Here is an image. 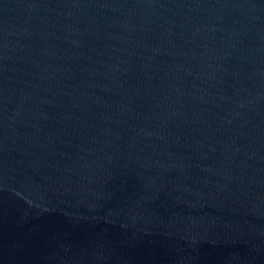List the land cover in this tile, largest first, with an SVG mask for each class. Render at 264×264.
Returning a JSON list of instances; mask_svg holds the SVG:
<instances>
[{
    "label": "water",
    "instance_id": "95a60500",
    "mask_svg": "<svg viewBox=\"0 0 264 264\" xmlns=\"http://www.w3.org/2000/svg\"><path fill=\"white\" fill-rule=\"evenodd\" d=\"M264 202V0H0V264H143Z\"/></svg>",
    "mask_w": 264,
    "mask_h": 264
}]
</instances>
